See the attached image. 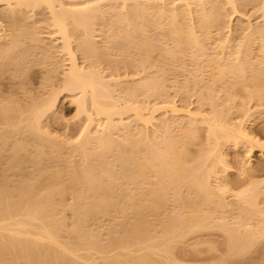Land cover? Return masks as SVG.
<instances>
[{
  "label": "bare ground",
  "instance_id": "6f19581e",
  "mask_svg": "<svg viewBox=\"0 0 264 264\" xmlns=\"http://www.w3.org/2000/svg\"><path fill=\"white\" fill-rule=\"evenodd\" d=\"M263 115L264 0H0V264H264Z\"/></svg>",
  "mask_w": 264,
  "mask_h": 264
},
{
  "label": "rangeland",
  "instance_id": "374dc122",
  "mask_svg": "<svg viewBox=\"0 0 264 264\" xmlns=\"http://www.w3.org/2000/svg\"><path fill=\"white\" fill-rule=\"evenodd\" d=\"M254 22L262 20L261 18L257 19ZM239 21V18L236 17V15L233 16V24H236ZM223 36H227L226 32L223 33ZM220 37L218 38L217 42L220 41ZM208 42V41H207ZM213 45L215 44L214 39L212 40ZM234 44L236 45V36L233 39ZM216 46V44L214 45ZM63 71V68L61 69V72ZM44 71L41 69V67L36 66L34 67V72L31 74V80L29 83V90L32 92H36L40 90L41 83H42V77H43ZM108 75V74H107ZM59 76H62L59 74ZM132 77H135V75L130 74L129 79ZM125 77H123L124 79ZM178 79H183L181 75H178ZM17 84L14 80H6L4 82V85L2 86V90H6L8 88H15ZM42 90V89H41ZM47 90H42V92H46ZM6 93V92H5ZM21 95V94H20ZM21 97V96H20ZM146 101V100H145ZM143 101V103L145 102ZM163 100H157L154 101L153 99L144 104L153 105L154 103H162ZM170 101H172L173 104L179 106V107H185V103L183 102V98L180 95H173L170 97ZM188 104L190 105L189 108L195 109L197 108V96H189L188 98ZM187 104V105H188ZM186 105V106H187ZM147 114V112H146ZM128 116H125L127 118ZM250 121L247 123L249 124ZM87 124V117L85 115H80L77 112V106L73 102V97L71 93H64L61 95L58 105L56 107V112L47 119L46 125L49 128L50 132H52L54 135L59 136L60 139H65L69 142H76V140L81 136L83 130L85 129V125ZM154 124V123H153ZM151 124L150 128L152 129L154 125ZM250 126L252 128L250 131H252V135L255 136L257 139H260L264 142V115L262 117L254 119ZM98 129L96 130H102V123H100L97 126ZM203 134V132H202ZM238 152L234 149H230L228 151V160H229V173L226 179L228 181L232 180V178L236 175L239 176V180L236 183L231 184L230 186L233 188L234 191H239L243 186H247L251 180H262L264 179V162L262 163V166L258 168L257 170H254L251 172V174L247 171L246 168L248 166H245L243 162H240L237 160V154ZM242 151H240V154ZM110 160L114 161V157H112L111 154H109ZM254 161L258 160V154H256L253 157ZM71 199H68V202H70ZM258 202L261 204V206H264V194H261L258 198ZM67 217L69 218V221H71V215L68 212Z\"/></svg>",
  "mask_w": 264,
  "mask_h": 264
}]
</instances>
